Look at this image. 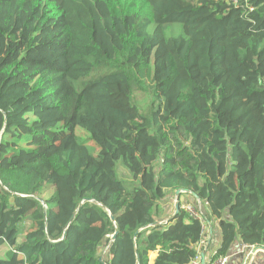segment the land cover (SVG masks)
Masks as SVG:
<instances>
[{
    "label": "trees",
    "instance_id": "trees-1",
    "mask_svg": "<svg viewBox=\"0 0 264 264\" xmlns=\"http://www.w3.org/2000/svg\"><path fill=\"white\" fill-rule=\"evenodd\" d=\"M237 2L0 0V264H192L183 194L155 224L179 189L218 223L212 259L264 245V0Z\"/></svg>",
    "mask_w": 264,
    "mask_h": 264
},
{
    "label": "rangeland",
    "instance_id": "rangeland-1",
    "mask_svg": "<svg viewBox=\"0 0 264 264\" xmlns=\"http://www.w3.org/2000/svg\"><path fill=\"white\" fill-rule=\"evenodd\" d=\"M153 28L154 25L151 24L149 26V31L152 32ZM167 33L171 35L183 34V27L180 23H174L168 28ZM153 72H154V62L152 59L150 65V73L153 74ZM151 85L152 82L150 80H147L142 85L137 83L133 84V102L139 107L140 112L146 116L151 115L152 106H153V96H152L153 93L151 91ZM75 133L79 136V138H81V140H83L86 143V145L89 147V149L93 154L99 153V148L90 138V134L88 133V131L78 126L75 129ZM117 173H118V177L124 182V184L127 187H132L134 180L122 160L118 162ZM51 194L52 192L48 191L44 195L45 197H49ZM169 194H171L170 199L172 198L173 200L174 194L173 193H169ZM160 208H162V203L160 204ZM107 249L108 247H104L102 251H104L105 253ZM9 253H10V248L8 246L6 245L0 246V259L7 258L9 256Z\"/></svg>",
    "mask_w": 264,
    "mask_h": 264
},
{
    "label": "crops",
    "instance_id": "crops-1",
    "mask_svg": "<svg viewBox=\"0 0 264 264\" xmlns=\"http://www.w3.org/2000/svg\"><path fill=\"white\" fill-rule=\"evenodd\" d=\"M170 197L171 194H168V197L162 202V208H160L159 210V217H158L160 219L159 222H163L164 220H167L168 218L172 217L175 213V204L177 202L176 194L174 195L173 200L172 198L170 199ZM180 200L183 203V206L186 204L193 203V198L190 197V195L183 194ZM211 224L213 231L211 233L209 230L206 245L202 249V256L204 255L208 262L213 258L214 253H216L221 239V232L218 223L213 221L211 222ZM243 246L244 244H242L239 240L235 243V245L232 247L228 255L229 256L228 264H264V251H256L252 258H249L250 252H248L244 257V259H241L240 254L242 253ZM157 255H158L157 251L152 252L150 254L151 262L155 261ZM260 261L262 263H260ZM192 264H201V261L198 263L193 262Z\"/></svg>",
    "mask_w": 264,
    "mask_h": 264
},
{
    "label": "built area",
    "instance_id": "built-area-1",
    "mask_svg": "<svg viewBox=\"0 0 264 264\" xmlns=\"http://www.w3.org/2000/svg\"><path fill=\"white\" fill-rule=\"evenodd\" d=\"M228 1H230L234 4L238 3L237 0H228ZM197 201H198V203L196 205H194L193 203L184 205V209L193 218L200 220V222L202 223L203 238L201 240L199 247H203V246L205 247L207 239H208L210 224H211V221L208 220L207 213H206V210L208 208V202H203L200 200H197ZM195 206H197V207H195ZM247 247L248 246L244 245L242 251H244ZM202 249L199 248V251H200L199 256L197 257V259L194 262H196V263H198L200 261L202 262V260H203ZM228 261H229V256H220L217 259L209 260V262L206 260L207 264H228Z\"/></svg>",
    "mask_w": 264,
    "mask_h": 264
},
{
    "label": "water",
    "instance_id": "water-1",
    "mask_svg": "<svg viewBox=\"0 0 264 264\" xmlns=\"http://www.w3.org/2000/svg\"><path fill=\"white\" fill-rule=\"evenodd\" d=\"M182 194H185V195H190L191 197H194L196 200H199V197L194 193V192H192V191H190V190H187V189H179V190H177L176 191V197H177V202H176V204H175V213H174V215L172 216V217H170V218H168L167 220H164L163 222H156L155 224H167V223H169V221L170 220H172L173 218H174V216L179 212V210H180V204H179V198H180V196L182 195ZM209 230H210V232L212 233V231H213V228H212V224H210V228H209ZM116 239V233L113 235V237H112V240L114 241ZM256 251H264V245H260V246H255V247H253V249H252V247H250V246H248L244 251H242V253L240 254V258L241 259H244V257L246 256V254L248 253V252H250V256H249V258H252L253 257V255H254V253L256 252ZM251 260V259H250ZM202 264H207V262H206V258H205V256L203 255V260H202V262H201ZM260 263H262L261 261H260Z\"/></svg>",
    "mask_w": 264,
    "mask_h": 264
}]
</instances>
